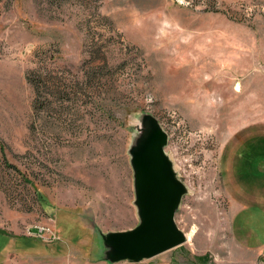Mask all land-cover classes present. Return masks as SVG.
<instances>
[{
	"label": "rangeland",
	"instance_id": "374dc122",
	"mask_svg": "<svg viewBox=\"0 0 264 264\" xmlns=\"http://www.w3.org/2000/svg\"><path fill=\"white\" fill-rule=\"evenodd\" d=\"M147 114L190 191L187 241L137 264H264V0H0L7 234L103 262L100 234L140 221L128 151Z\"/></svg>",
	"mask_w": 264,
	"mask_h": 264
},
{
	"label": "water",
	"instance_id": "95a60500",
	"mask_svg": "<svg viewBox=\"0 0 264 264\" xmlns=\"http://www.w3.org/2000/svg\"><path fill=\"white\" fill-rule=\"evenodd\" d=\"M128 151L134 173L136 227L100 234V255L93 258L108 264L128 261L140 263L175 249L187 241L176 223V212L187 186L174 171L165 148L168 133L155 116L144 115Z\"/></svg>",
	"mask_w": 264,
	"mask_h": 264
},
{
	"label": "crops",
	"instance_id": "0c3cea01",
	"mask_svg": "<svg viewBox=\"0 0 264 264\" xmlns=\"http://www.w3.org/2000/svg\"><path fill=\"white\" fill-rule=\"evenodd\" d=\"M0 235L7 238L6 242L0 246V264H79L73 261V255L65 257L64 248L62 247L47 249L50 246L49 244L54 243L57 239L48 242L39 232V229L36 231V238L42 239L41 242L31 240L22 243L19 239H16V236L5 233L2 228H0ZM83 264L105 263L86 262Z\"/></svg>",
	"mask_w": 264,
	"mask_h": 264
},
{
	"label": "built area",
	"instance_id": "2783aa9c",
	"mask_svg": "<svg viewBox=\"0 0 264 264\" xmlns=\"http://www.w3.org/2000/svg\"><path fill=\"white\" fill-rule=\"evenodd\" d=\"M46 230H47V229L40 228V229H39V232L42 233V232H44V231H46ZM52 236H54V234H53ZM54 239H56V237H54V238L52 237L51 239H48V241L51 242V241L54 240Z\"/></svg>",
	"mask_w": 264,
	"mask_h": 264
},
{
	"label": "trees",
	"instance_id": "16d2710c",
	"mask_svg": "<svg viewBox=\"0 0 264 264\" xmlns=\"http://www.w3.org/2000/svg\"><path fill=\"white\" fill-rule=\"evenodd\" d=\"M29 82H30V83H33V81H32V80H29ZM5 233H6V232H5Z\"/></svg>",
	"mask_w": 264,
	"mask_h": 264
},
{
	"label": "bare ground",
	"instance_id": "6f19581e",
	"mask_svg": "<svg viewBox=\"0 0 264 264\" xmlns=\"http://www.w3.org/2000/svg\"><path fill=\"white\" fill-rule=\"evenodd\" d=\"M238 89V88H237Z\"/></svg>",
	"mask_w": 264,
	"mask_h": 264
}]
</instances>
